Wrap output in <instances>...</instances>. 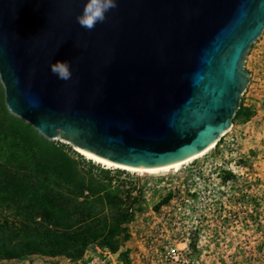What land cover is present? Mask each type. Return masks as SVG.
<instances>
[{
  "label": "water",
  "instance_id": "obj_1",
  "mask_svg": "<svg viewBox=\"0 0 264 264\" xmlns=\"http://www.w3.org/2000/svg\"><path fill=\"white\" fill-rule=\"evenodd\" d=\"M85 0H0L7 109L47 138L153 169L189 158L229 127L264 0H117L91 31ZM71 62L59 80L50 65Z\"/></svg>",
  "mask_w": 264,
  "mask_h": 264
},
{
  "label": "rangeland",
  "instance_id": "obj_2",
  "mask_svg": "<svg viewBox=\"0 0 264 264\" xmlns=\"http://www.w3.org/2000/svg\"><path fill=\"white\" fill-rule=\"evenodd\" d=\"M243 67L249 79L229 127L165 171L106 167L46 137L72 159L46 173L2 122L0 253L10 256L0 264H264V26Z\"/></svg>",
  "mask_w": 264,
  "mask_h": 264
},
{
  "label": "trees",
  "instance_id": "obj_3",
  "mask_svg": "<svg viewBox=\"0 0 264 264\" xmlns=\"http://www.w3.org/2000/svg\"><path fill=\"white\" fill-rule=\"evenodd\" d=\"M2 122H8L6 133L17 137L24 148L28 151H31L33 147L35 148L36 153L39 155L37 165L45 170L44 172L53 171L60 174L69 168L72 159L68 155H65L63 151L50 143L45 136L39 134L31 125L25 124L11 116L5 108L0 109V129L3 128ZM60 158L66 160L67 166L60 161ZM114 228L115 226L108 228L104 235L105 238L114 232ZM0 256L8 257L10 256V252L5 249L0 253Z\"/></svg>",
  "mask_w": 264,
  "mask_h": 264
},
{
  "label": "clouds",
  "instance_id": "obj_4",
  "mask_svg": "<svg viewBox=\"0 0 264 264\" xmlns=\"http://www.w3.org/2000/svg\"><path fill=\"white\" fill-rule=\"evenodd\" d=\"M116 7L117 0H85L76 21L82 28L91 31L97 24L104 23ZM50 70L59 80L68 81L72 78L71 62L68 60H57L50 65Z\"/></svg>",
  "mask_w": 264,
  "mask_h": 264
},
{
  "label": "bare ground",
  "instance_id": "obj_5",
  "mask_svg": "<svg viewBox=\"0 0 264 264\" xmlns=\"http://www.w3.org/2000/svg\"><path fill=\"white\" fill-rule=\"evenodd\" d=\"M217 139L212 142L210 145H208L205 149H203L201 152L189 157V158H186L184 160H181L179 162H176V163H172V164H169V165H166V166H162V167H159V168H153V169H140V168H134V167H129V166H125V165H121V164H117V163H113V162H110L104 158H101V157H98V156H95L91 153H87V152H83L79 149H76L80 154H82L85 158L87 159H90L94 162H97V163H100L106 167H118V168H121V169H125V170H128V171H136V172H143V173H153V172H159V171H165V170H168V169H171V168H176V167H179L180 165L184 164V163H187L199 156H201L202 154H204L207 150H209L215 143H216Z\"/></svg>",
  "mask_w": 264,
  "mask_h": 264
}]
</instances>
